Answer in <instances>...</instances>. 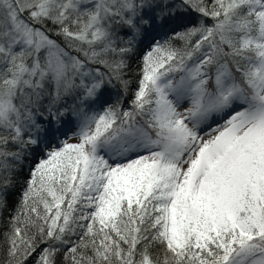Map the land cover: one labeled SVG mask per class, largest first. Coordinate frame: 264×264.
<instances>
[{
	"label": "snow or ice",
	"instance_id": "obj_1",
	"mask_svg": "<svg viewBox=\"0 0 264 264\" xmlns=\"http://www.w3.org/2000/svg\"><path fill=\"white\" fill-rule=\"evenodd\" d=\"M0 264H264V0H0Z\"/></svg>",
	"mask_w": 264,
	"mask_h": 264
}]
</instances>
